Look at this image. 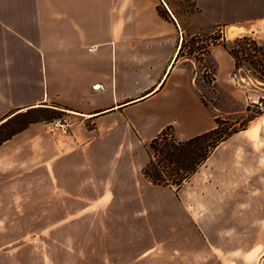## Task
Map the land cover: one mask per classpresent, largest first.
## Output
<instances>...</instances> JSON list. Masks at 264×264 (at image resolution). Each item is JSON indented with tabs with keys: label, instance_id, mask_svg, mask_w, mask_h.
<instances>
[{
	"label": "crops",
	"instance_id": "0c3cea01",
	"mask_svg": "<svg viewBox=\"0 0 264 264\" xmlns=\"http://www.w3.org/2000/svg\"><path fill=\"white\" fill-rule=\"evenodd\" d=\"M210 2L218 18L243 20L235 31L215 22L224 42L250 35L264 45V0ZM179 19L166 0H0V122L37 107L69 121L66 133L31 122L0 143V196L15 198V210L56 212L47 228L100 218L126 230L103 241L136 245L135 259H157L168 245L179 264H264V113L179 187L142 173L164 128L185 140L219 117L194 86L191 58L179 55ZM206 54L224 90L234 61L220 43Z\"/></svg>",
	"mask_w": 264,
	"mask_h": 264
},
{
	"label": "rangeland",
	"instance_id": "374dc122",
	"mask_svg": "<svg viewBox=\"0 0 264 264\" xmlns=\"http://www.w3.org/2000/svg\"><path fill=\"white\" fill-rule=\"evenodd\" d=\"M166 2L180 18L178 22L184 30V44L180 56L191 58L193 62L194 86L203 96L204 102L213 107L214 113L226 120L225 126L232 124L239 127L254 111L260 109L264 113V102H261L264 101V83L256 80L244 67H240L235 75L233 74V79L228 77L223 80V90L220 85L213 82L214 62L203 49L210 44L213 37L221 35L220 28H214L215 22L222 20L229 23L234 26L231 27L235 31V28L243 23L241 17L226 14L225 19L218 18L219 14L214 12L215 5L210 0H199L198 6L196 0ZM227 43L231 45L232 40ZM200 53L203 54L200 56ZM247 108L250 110L247 111ZM18 111L21 112L17 113H23L26 109ZM54 111L58 114L51 110H29L26 114H19L0 126V134L12 126L15 127L23 118L40 115L49 117L53 114L63 116L61 111L57 109ZM14 201L15 198L12 196H0V264H179L171 257L168 245L160 254L157 252L159 254L157 259H152L153 252L150 251H145L135 259L139 248L136 245L105 243L103 236L107 234L110 236L131 234L126 230L118 232L115 228H105L100 218L78 220L72 225L54 229L47 228L44 227V220L56 221V212L15 210L12 206L16 203ZM154 230L159 236L164 237L170 234L171 229ZM150 232L151 229L144 228L139 236ZM147 247L144 244L141 251Z\"/></svg>",
	"mask_w": 264,
	"mask_h": 264
},
{
	"label": "trees",
	"instance_id": "16d2710c",
	"mask_svg": "<svg viewBox=\"0 0 264 264\" xmlns=\"http://www.w3.org/2000/svg\"><path fill=\"white\" fill-rule=\"evenodd\" d=\"M216 43H220L232 57L234 61V74L240 67H244L252 73L256 80L264 83V45L258 43L250 35H241L233 38L231 45L224 42L222 36L218 35L217 37H213L210 42V44ZM183 44L184 40H182L179 55L182 52ZM207 47L203 48L205 49V53L207 52ZM202 54L203 53H200V56ZM261 102L264 101L262 100ZM29 110H51V112L58 114V112L54 111L56 109L45 107L31 108L23 113H17L16 111V114L14 113V115L12 114L13 116H9L10 118L5 117L4 120L0 122V126H3L6 122H10L13 117L18 116L19 114H26ZM246 110L249 111L250 109L247 108ZM262 113L263 111L260 109L254 111L251 115L247 116L239 127H234L232 124L225 126V124H227L226 120L216 117L214 119V128L185 140L176 139L171 133L170 127L164 128L148 143L149 161L142 168L143 175L153 184L179 187L199 168L212 150L222 140L226 139L232 133L243 129L253 118ZM55 117L58 116L53 114L49 117L40 115L38 117L32 116L30 118H23L21 121L17 122L15 127L12 126L8 131L0 134V143L10 138L16 132L22 130L31 122H50Z\"/></svg>",
	"mask_w": 264,
	"mask_h": 264
},
{
	"label": "built area",
	"instance_id": "2783aa9c",
	"mask_svg": "<svg viewBox=\"0 0 264 264\" xmlns=\"http://www.w3.org/2000/svg\"><path fill=\"white\" fill-rule=\"evenodd\" d=\"M49 123L53 128H58L64 133L68 132L69 121L66 117L54 118Z\"/></svg>",
	"mask_w": 264,
	"mask_h": 264
}]
</instances>
